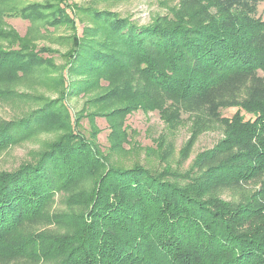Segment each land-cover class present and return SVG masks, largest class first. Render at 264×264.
<instances>
[{"label":"trees","instance_id":"1","mask_svg":"<svg viewBox=\"0 0 264 264\" xmlns=\"http://www.w3.org/2000/svg\"><path fill=\"white\" fill-rule=\"evenodd\" d=\"M260 1L178 0L169 15L146 25L108 10L90 13L105 20L102 29L81 45L74 39L68 68L92 80L112 74L116 83L101 97H120L123 113L145 108L172 117L195 114L221 124L225 135L198 153L181 175L184 184L140 166H107L92 143L95 132L80 129L67 110L65 69L60 101L0 120V152L37 132L64 130L36 162L0 171V264H264ZM67 9L47 0L22 7L0 0V22L18 15L36 31L62 24L76 30ZM1 29L7 47L0 44V98L29 69L53 65L42 57L49 49L36 51ZM229 107L235 112L224 116L221 110ZM101 168L97 183L87 191L77 188L82 193L69 199L59 218L48 216L56 192L78 187ZM227 191L230 200L221 197ZM52 223L57 227L39 229Z\"/></svg>","mask_w":264,"mask_h":264},{"label":"rangeland","instance_id":"2","mask_svg":"<svg viewBox=\"0 0 264 264\" xmlns=\"http://www.w3.org/2000/svg\"><path fill=\"white\" fill-rule=\"evenodd\" d=\"M11 1L15 7H22L44 0ZM47 1L67 5L66 11L74 17L76 30L69 24H62L36 31L27 19L18 15L3 17L0 22L2 31H14L21 41L37 47L36 51L39 47L49 49L50 52H42V57L48 58L53 65L48 69L42 65L29 69L17 78L9 91H4L0 98V120L18 119L49 100L60 101L64 84L59 75L66 69V84L70 89L64 99L67 110L80 129L86 133L89 130L95 132L92 143L104 158L102 163L119 169L140 166L152 173H162L171 181L187 183L181 180V175L192 168L198 153L215 146L224 137L225 130L221 124L203 122L195 114L182 113L179 117H172L170 113H161L156 109L137 108L123 113L124 109L120 107L125 103L116 100L120 97L114 94L101 97L116 83L112 74L105 79L92 80L93 76L87 77L80 70L67 66L74 39L80 40L81 45L102 29L105 20L96 21L89 16L91 12L108 10L130 19L136 25H146L155 17L169 15L171 9L177 7L178 0H65L61 4V0ZM257 13L264 20V0L258 4ZM108 36L109 40L113 39ZM0 44L2 48L7 47L5 41H0ZM84 83L86 86L89 83V87L84 88ZM235 110L229 107L221 112L224 116H231ZM63 132L62 128L40 131L21 143L9 146L0 152V171L10 172L26 163L36 162L45 148ZM104 172L101 168L96 175L81 178L77 182L78 187L56 192L48 216L59 218L67 210L69 199L73 196L79 198L76 195L94 186ZM173 174L176 178L172 180ZM221 197L230 200L232 193L223 192ZM57 225L47 224L39 229H54Z\"/></svg>","mask_w":264,"mask_h":264}]
</instances>
